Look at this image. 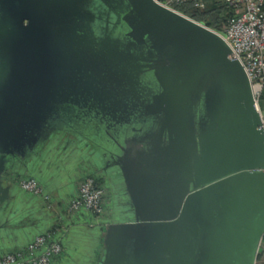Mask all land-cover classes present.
I'll use <instances>...</instances> for the list:
<instances>
[{
    "label": "water",
    "instance_id": "1",
    "mask_svg": "<svg viewBox=\"0 0 264 264\" xmlns=\"http://www.w3.org/2000/svg\"><path fill=\"white\" fill-rule=\"evenodd\" d=\"M229 56L159 0H0V253L55 230L58 264H254L264 133ZM72 104L95 118L54 123ZM84 174L107 212L73 223Z\"/></svg>",
    "mask_w": 264,
    "mask_h": 264
},
{
    "label": "built area",
    "instance_id": "2",
    "mask_svg": "<svg viewBox=\"0 0 264 264\" xmlns=\"http://www.w3.org/2000/svg\"><path fill=\"white\" fill-rule=\"evenodd\" d=\"M209 2L210 0H159L163 7L178 14H181L177 11L181 6L205 11ZM223 3L229 10V17L222 30L215 32L229 48V59L237 61L247 76L255 108L261 118L259 129L264 133V114L259 105L264 92V0H223ZM16 185L25 193L43 196V189L34 179H17ZM106 205L104 189L95 178L88 176L77 184L76 194L66 204L64 212L69 216L86 212L97 220L106 215ZM55 233L53 230L44 236L35 237L26 247L0 255V264H54L63 253L61 244L54 240ZM254 264H264V235Z\"/></svg>",
    "mask_w": 264,
    "mask_h": 264
},
{
    "label": "trees",
    "instance_id": "3",
    "mask_svg": "<svg viewBox=\"0 0 264 264\" xmlns=\"http://www.w3.org/2000/svg\"><path fill=\"white\" fill-rule=\"evenodd\" d=\"M209 3L210 4L205 11L192 10L190 9L189 6H181L177 9V11L183 14L184 16L190 18L191 20L198 22L211 30L220 32L224 26L226 18L229 17V10L226 8L224 4H221L220 2L210 1ZM223 12L225 14L224 16H222ZM261 100L262 98L260 99V102ZM99 184L103 188L100 182Z\"/></svg>",
    "mask_w": 264,
    "mask_h": 264
},
{
    "label": "crops",
    "instance_id": "4",
    "mask_svg": "<svg viewBox=\"0 0 264 264\" xmlns=\"http://www.w3.org/2000/svg\"><path fill=\"white\" fill-rule=\"evenodd\" d=\"M210 1H212V2H220L221 4H224L223 3V0H210ZM89 175L88 174H84V175H82L81 176V179L78 181V183L81 181V180H83L85 177H88ZM23 178H29V177H23ZM31 179H33V178H31ZM78 183H76V185H75V187L70 191V192H68V196H66V199H65V204H63V203H54V205H53V207H52V211H54V213L58 216V215H61V216H63V217H65L67 220L68 219H71V221L73 222V223H81V222H89V223H93V222H97V221H100V219L101 218H99V219H94V218H91L86 212H80V213H77V214H75L74 216H69V215H67L65 212H64V208H65V206H66V204L70 201V200H72V198L75 196V194H76V188H77V184ZM42 188H43V191L45 192V188L40 184V183H38ZM107 201V200H106ZM106 207H107V205H106ZM106 210H107V208H106ZM103 219L105 218V216L104 217H102ZM103 219H101V220H103ZM51 231H53V230H50V231H48L47 233H49V232H51ZM56 236H57V232L55 233V236H54V240L55 241H57V242H59L60 243V241L59 240H56ZM25 247V244L24 245H21L20 247H16V248H14V249H10V250H8L7 252H12V251H15V250H19V249H22V248H24ZM61 247H62V245H61ZM64 251V250H63ZM2 254H5V253H0V255H2ZM63 254V253H62ZM62 256V255H61ZM61 258V257H60ZM60 258H59V260L57 261V262H55L54 264H58L61 260H60Z\"/></svg>",
    "mask_w": 264,
    "mask_h": 264
},
{
    "label": "flooded vegetation",
    "instance_id": "5",
    "mask_svg": "<svg viewBox=\"0 0 264 264\" xmlns=\"http://www.w3.org/2000/svg\"><path fill=\"white\" fill-rule=\"evenodd\" d=\"M24 24L26 25L27 23L25 22ZM80 105L82 106V104H80ZM89 106H91V102H89L87 104V107H89ZM66 108L67 109L63 113H60V115L58 116L59 119L58 120L55 119V121H53L54 123L57 121H62V120H80V121H83L85 118H87L86 121H88L87 123H89L93 118H95L93 113L91 115L90 111H78L77 107L74 106L73 104L68 105ZM127 121L131 122V118L127 119ZM53 122H51V123H53ZM105 192L107 193L106 190H105Z\"/></svg>",
    "mask_w": 264,
    "mask_h": 264
},
{
    "label": "rangeland",
    "instance_id": "6",
    "mask_svg": "<svg viewBox=\"0 0 264 264\" xmlns=\"http://www.w3.org/2000/svg\"><path fill=\"white\" fill-rule=\"evenodd\" d=\"M224 15H225V14H224V12H223L222 16H224ZM261 98H262V100H261V102H260V107H261V111H262L263 114H264V92H263ZM43 145H44V144H43ZM43 145H41V146L37 149L39 153H42L43 151L46 150L47 145H46L45 148H44ZM43 148H44V149H43ZM97 219H99V218H97ZM101 219H103V218H101ZM101 219H100V220H101Z\"/></svg>",
    "mask_w": 264,
    "mask_h": 264
}]
</instances>
